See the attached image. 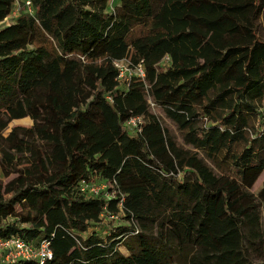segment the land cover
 <instances>
[{
	"label": "trees",
	"instance_id": "obj_1",
	"mask_svg": "<svg viewBox=\"0 0 264 264\" xmlns=\"http://www.w3.org/2000/svg\"><path fill=\"white\" fill-rule=\"evenodd\" d=\"M111 2L32 0L0 28V239L50 242L15 264H264V0ZM119 60L145 75L121 87Z\"/></svg>",
	"mask_w": 264,
	"mask_h": 264
},
{
	"label": "rangeland",
	"instance_id": "obj_2",
	"mask_svg": "<svg viewBox=\"0 0 264 264\" xmlns=\"http://www.w3.org/2000/svg\"><path fill=\"white\" fill-rule=\"evenodd\" d=\"M118 0H112V2L110 3V7L109 10H112L114 8H116V3ZM224 2L232 5V4H236L238 2H242V1H247V0H223ZM251 1H256V0H251ZM23 6V7H22ZM20 13H30L31 15H35L38 14V12H36V10L34 8H32L31 10H28L25 6H24V0H16L14 7L12 9V12L9 13L8 16H6V20L5 18L0 22V28L7 26L10 23H13L14 20L19 16ZM39 15V14H38ZM257 31L258 34L261 38L264 39V10L263 12L260 14V17L257 19ZM148 31V26L144 23V21H142V19H135L131 22V28L130 30L126 33V40L128 42H131L132 39L136 36L142 35L144 33H146ZM166 59L164 61V63H167ZM116 66L119 69H123L122 71V75H121V83H123L121 85V87H126L127 84V80L130 79V76L133 75L136 71L134 70L133 67H131V65L129 64V60H121V61H117ZM262 104L264 105V99L262 101ZM155 112L160 114L163 119H165V121L167 122V124L170 126V128L175 132L176 135L180 136L179 131L176 127V125L168 118L165 117L164 113L158 108L155 107ZM142 120V119H141ZM33 120L31 117L26 116L23 118H17V119H13L12 121L9 122L7 129L3 132V134H7V132L12 129L14 126L17 125H23V126H32L33 125ZM260 127L264 128V109H262V115L259 118L258 121ZM260 181V183H258ZM259 181L256 183V187L253 188V192L254 193H258L259 190L264 186V173L261 177V179H259ZM97 184L99 185H104V189H103V193L105 196L110 197V194L108 193L109 190L108 189H113V183L112 182H108V181H102L101 179H96L95 181ZM107 218L109 220H105L103 221L104 223H99L98 225H94L93 229H98L99 233L103 236H110L111 232L113 231V228L116 226H119L121 224H126V220L124 219V217L120 214V215H110L107 216ZM42 241L40 240H35L32 244L38 246L41 244ZM122 251L125 253H128L125 247H121ZM2 259H4V261H2ZM0 263L3 264H8L7 260L5 259L4 256L0 257Z\"/></svg>",
	"mask_w": 264,
	"mask_h": 264
},
{
	"label": "built area",
	"instance_id": "obj_3",
	"mask_svg": "<svg viewBox=\"0 0 264 264\" xmlns=\"http://www.w3.org/2000/svg\"><path fill=\"white\" fill-rule=\"evenodd\" d=\"M24 6L28 10H31L33 8L32 0H24ZM134 70L136 71L134 74L140 76L145 75L142 64H139L138 66L134 67ZM122 71L123 69H120V77L122 75ZM262 109H264V105ZM140 121V117H133L127 122V124L128 126L137 125ZM104 188V185H99L95 181L83 182L80 185V190L82 192L93 195L100 194ZM114 193L115 191L112 192V194ZM49 244V241H42L40 245L36 246L30 242L25 241L19 236H13L7 239H0V257L4 256L8 264H15L16 261L25 258L36 259L42 263L45 261L46 258L52 256V251L50 249ZM2 261H4V259H2Z\"/></svg>",
	"mask_w": 264,
	"mask_h": 264
}]
</instances>
